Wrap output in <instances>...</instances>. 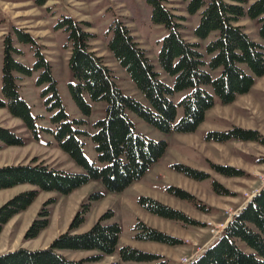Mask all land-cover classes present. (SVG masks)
<instances>
[{"label":"trees","instance_id":"obj_1","mask_svg":"<svg viewBox=\"0 0 264 264\" xmlns=\"http://www.w3.org/2000/svg\"><path fill=\"white\" fill-rule=\"evenodd\" d=\"M43 4L46 0H35ZM151 5V18L163 24L168 32L163 36L158 52L161 68L173 76L171 85L159 78L150 61L146 49L139 45L129 26L115 18L108 26L111 36L106 41L108 50L124 68L130 80L142 93L147 104L123 92L118 86L112 68L91 45L95 33L88 30L89 23L62 15L55 26L66 32L69 55L67 64L72 80L67 83L69 93L82 114L91 113V102H105V115L93 123L95 131L81 129L85 119H71L59 97L56 79L50 61L36 38L27 30L12 27L3 37L1 60L0 108H6L11 116L22 120L25 127L38 138L34 117L29 104L19 92L21 76L31 75L41 69L37 82H48L46 90L51 92V106L58 108L53 115L55 122L54 139L56 145L67 153L78 165L81 172H68L53 167L44 159L32 157L28 162L0 166V190L21 184L34 188L21 191L0 205V232L3 226L17 213L24 211L40 191H56L69 194L74 189L91 180H100L107 191H122L140 179L151 165L165 153V140L151 139L137 132L128 111L164 133H191L203 122L205 113L215 104V96L221 103L229 104L238 95L250 91L255 81L264 75V43L254 40L239 21L242 18H257L258 32L264 40V0H184L185 9L197 14L192 27L196 39H188L182 32L181 15L174 13L162 0H147ZM212 34V37L207 39ZM28 46L32 62L27 63L16 57L23 52L17 46ZM204 50L210 55L204 58ZM220 69L213 77L212 71ZM211 85L214 93L207 90ZM186 90L178 105L182 115L176 120L177 104L169 95ZM89 100V101H88ZM90 136L101 166L90 161L84 154L83 142L79 136ZM205 140L225 142L229 140L255 141L264 145V136L257 129L233 126L227 130H210ZM24 139L12 129L0 125V149L5 146L24 145ZM171 167L183 175L199 180L205 172L190 166L174 163ZM214 169L227 176H239V170L229 166L214 165ZM167 191L176 197L193 199L185 190L167 186ZM214 191L222 193V188L214 184ZM103 194L95 192L83 201L74 214L66 231L59 233L51 243L40 249L19 247L0 254V264H87L98 261L102 255L116 250L121 227L118 222H108L112 210L101 214L89 230L76 233L85 221V215L92 201ZM139 206L150 213L174 221L189 224L198 223L181 210L159 200L140 195L136 198ZM47 199L36 217L25 230L23 238L37 237L49 225V205ZM134 238L176 245L180 240L153 228L143 221H136ZM92 250L98 255L81 259H68L58 250ZM121 261L140 263L154 262L159 254L143 251L129 245L118 248ZM107 264H120L112 261ZM153 264H166L159 261ZM188 264H264V185L225 225L217 239L208 245Z\"/></svg>","mask_w":264,"mask_h":264},{"label":"rangeland","instance_id":"obj_2","mask_svg":"<svg viewBox=\"0 0 264 264\" xmlns=\"http://www.w3.org/2000/svg\"><path fill=\"white\" fill-rule=\"evenodd\" d=\"M162 2L174 13L181 15L180 21L183 25L181 29L185 37L196 39L192 34V27L197 22V14H191L185 9L184 0H162ZM62 15H70L74 19L89 23L87 29L95 33L91 45L112 68L124 93L147 104L142 93L138 91L127 72L106 46V41L111 36V32H108L107 29L115 18L126 23L135 40L146 49L155 70L159 72V78L169 85L172 84L173 76L161 68L158 60L162 39L168 29L163 24L152 21L151 5L147 0H46L43 4H37L35 0H0V88L3 37L12 30V27L23 28L36 38L37 44L50 61L53 76L56 79L57 91L69 118L85 119L86 122L80 123L79 127L89 130L91 133L95 131L93 123L104 117L105 102L88 100L91 104V113L85 117L69 93L67 83L72 80V77L67 64L69 55L67 36L62 28L55 26L57 19ZM239 22L244 25L251 38L261 41L257 18L245 17ZM210 37L212 34L205 40ZM17 46L23 49V52L16 57L27 63L32 62L28 46L20 43ZM202 49L204 58L208 60L210 55L204 50V47ZM40 70H33L31 75L21 76L17 79L20 85L19 92L31 108L38 138H34L32 131L25 127L21 119L11 116L6 108H0V125L12 129L25 141L24 145L5 146L0 149V166L26 163L32 157H39L53 167L64 171L81 172L82 167L56 145L53 115L58 108L51 106L52 100L48 98L51 92L46 90L48 82H37ZM219 74L220 69L212 71L213 77ZM206 88L209 92L214 93L211 85H207ZM186 92L183 90L169 95V98L177 104L176 120L182 115V107L178 105V101ZM249 92L251 94L246 96L238 95L236 100L229 104H222L220 101L216 103L209 109L204 121L191 133L161 132L135 113L128 111L129 118L133 119L132 122L134 121V128L137 132L148 138L162 139L167 142L165 153L158 161L153 163L140 179L122 191H107L100 180H91L65 195L56 191H40L13 223L5 224L4 232L0 233V254L19 247L35 249L45 244L48 246L60 231L67 230L81 203L90 194L101 192L103 196L91 202L90 209L85 215V221L78 231L81 233L89 230L101 214L112 210V218L107 221L119 223L121 245L160 253L161 256L150 263L121 261L118 257L113 261L119 260L120 264H153L163 260L166 261V264H182L180 260L182 257H194L193 255L199 252L202 246L196 243V249L190 253H187V247L198 238V234L208 230L211 234L210 240L216 238L217 235H214L212 229L217 230V234H219L222 224H226L245 200L264 185V145L255 141L215 142L205 140L203 137L207 131L227 130L233 126L257 129L264 136V99L261 102L254 101L252 98L256 91ZM79 139L83 142L85 156L101 166L91 137L81 135ZM174 163H181L201 170L206 175L199 180L189 178L175 171L171 167ZM215 164L229 166L241 173L239 176L222 175L214 169ZM215 183L221 186L222 193L214 191ZM170 185L188 192L193 196L192 201L171 195L166 189ZM32 188H34L33 185L21 184L1 189L0 205L13 195ZM140 195L153 197L181 210L187 216L197 220L198 223L189 224L174 221L150 213L138 205L136 198ZM49 198L54 199V202L49 205L50 226L40 236L24 239L25 230L36 217L42 204ZM220 213L223 217L218 219L216 215ZM138 220L178 238L180 243L171 246L165 243H145L137 240L134 238L133 227ZM19 230L23 231L20 235H18ZM63 250L68 259L76 257L81 259L84 256L100 254L96 249ZM172 257H177L178 261L180 260L179 263L170 259ZM108 258L109 255H102L98 261H89L87 264L91 262L107 264L109 263Z\"/></svg>","mask_w":264,"mask_h":264},{"label":"crops","instance_id":"obj_3","mask_svg":"<svg viewBox=\"0 0 264 264\" xmlns=\"http://www.w3.org/2000/svg\"><path fill=\"white\" fill-rule=\"evenodd\" d=\"M261 41H264L262 38H261ZM260 41V42H261ZM262 43H264V42H262ZM115 76V75H114ZM115 80H116V82H117V84H118V86L123 90V88L119 85V83H118V81H117V78H116V76H115ZM258 83L260 84V86L258 87ZM136 87V86H135ZM251 90H253V91H256L254 94H253V98L252 99H254V101L256 100V101H259V102H261L263 99H264V75L263 76H261V77H259L256 81H255V83H254V85L252 86V88L250 89V91ZM131 94H133V93H131ZM249 94H251V92H247V93H245V94H242L241 96H246V95H249ZM237 98V97H236ZM218 99V100H217ZM236 100V99H235ZM219 98L217 97V96H215V104L216 103H219ZM214 104V105H215ZM223 104V103H222ZM217 105H221V104H217ZM211 109V108H210ZM243 109V108H242ZM209 110H207L206 111V113H205V118H206V114H207V112H208ZM204 118V119H205ZM133 120V119H132ZM204 121V120H203ZM263 121H264V118H263ZM134 122V121H133ZM134 124V123H133ZM205 135V134H204ZM187 137H189V136H187ZM204 137V136H203ZM192 141V140H191ZM187 142V141H186ZM188 144H190V143H188ZM262 187V186H261ZM261 187H259L257 190H259ZM254 195V193L253 194H251L246 200H245V202L241 205V207L238 209V211L241 209V208H243L244 207V205L250 200V198L252 197ZM237 211V212H238ZM22 212V211H21ZM21 212H19V213H17L16 215H14L9 221H8V223H13V221L16 219V217H18V215H20L21 214ZM236 212V213H237ZM235 214V213H234ZM217 216V218L218 219H220L221 217H223V215L220 213V214H217L216 215ZM215 216V217H216ZM231 218H229L228 220H227V223H228V221L230 220ZM108 222H110V221H108ZM7 223V224H8ZM50 224H51V219H50V221H49V225L44 229V230H46L49 226H50ZM6 227V225L5 226H3V229H2V231L0 232V233H3L4 232V228ZM80 228L81 227H79V228H77L76 230H75V232L76 233H80L78 230H80ZM43 230V231H44ZM43 231H41L40 232V234L38 235V236H40L42 233H43ZM22 230H19V233H18V235H20V234H22ZM62 231H60L59 233H61ZM58 233V234H59ZM121 234V233H120ZM211 239V234L209 233V231L208 230H205V231H203L202 233H200V234H198V238L195 240V241H193L191 244H190V246H188L187 247V253H190V252H193L194 251V249H196V245L198 244V245H200V246H202L201 248V250L199 251V252H197L195 255H193L194 257L193 258H195L196 256H198L208 245H210L212 242H214L216 239H217V237L216 238H213L212 240H210ZM53 240V239H52ZM141 241V240H140ZM143 242H145V243H148V242H153V241H143ZM197 243V244H196ZM47 246V244H45V245H43L42 247H40V248H44V247H46ZM122 245L120 244V235H119V238H118V242H117V246H116V250L112 253V254H109V258L107 259V261L108 262H111V261H113V260H115L117 257H118V259H120L119 258V254H118V248L119 247H121ZM40 248H35V249H40ZM137 249H139V248H137ZM13 250H15V249H13ZM140 250H142V249H140ZM10 251H12V250H10ZM7 252V251H6ZM150 252V251H149ZM58 253H60V254H62V255H64L65 256V252H64V250H58ZM153 253H155V252H153ZM156 254H160V253H156ZM79 256H80V254H78ZM82 258H85V256L84 257H82ZM75 259H79V258H75ZM170 259H174V260H176L178 263H179V261H178V258L177 257H172V258H170ZM180 259V258H179ZM119 261V260H118ZM88 264H97V263H94V262H91V263H88ZM138 264H140V263H138ZM168 264V263H167Z\"/></svg>","mask_w":264,"mask_h":264},{"label":"built area","instance_id":"obj_4","mask_svg":"<svg viewBox=\"0 0 264 264\" xmlns=\"http://www.w3.org/2000/svg\"><path fill=\"white\" fill-rule=\"evenodd\" d=\"M264 181V180H263ZM255 193V192H254ZM225 225L226 224H222V229H221V231L220 232H222L223 231V229H224V227H225ZM212 231H213V233H214V235L216 236L217 235V237L221 234L220 232H219V234H217L218 233V231L217 230H215V229H212ZM193 259V257H191V258H188L187 256H184V257H182L180 260H181V263L182 264H188L191 260Z\"/></svg>","mask_w":264,"mask_h":264}]
</instances>
